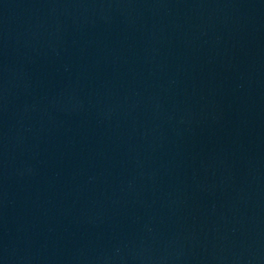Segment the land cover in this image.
I'll return each instance as SVG.
<instances>
[{
  "label": "water",
  "instance_id": "95a60500",
  "mask_svg": "<svg viewBox=\"0 0 264 264\" xmlns=\"http://www.w3.org/2000/svg\"><path fill=\"white\" fill-rule=\"evenodd\" d=\"M0 264H264V0H0Z\"/></svg>",
  "mask_w": 264,
  "mask_h": 264
}]
</instances>
